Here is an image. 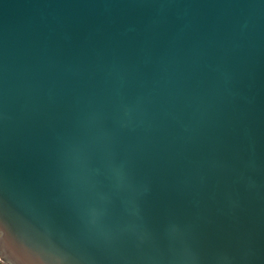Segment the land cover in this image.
<instances>
[{
  "label": "water",
  "instance_id": "95a60500",
  "mask_svg": "<svg viewBox=\"0 0 264 264\" xmlns=\"http://www.w3.org/2000/svg\"><path fill=\"white\" fill-rule=\"evenodd\" d=\"M0 262L264 264V0H0Z\"/></svg>",
  "mask_w": 264,
  "mask_h": 264
},
{
  "label": "trees",
  "instance_id": "16d2710c",
  "mask_svg": "<svg viewBox=\"0 0 264 264\" xmlns=\"http://www.w3.org/2000/svg\"><path fill=\"white\" fill-rule=\"evenodd\" d=\"M0 264H3V263L0 262Z\"/></svg>",
  "mask_w": 264,
  "mask_h": 264
}]
</instances>
